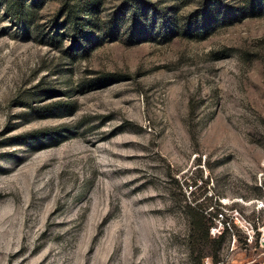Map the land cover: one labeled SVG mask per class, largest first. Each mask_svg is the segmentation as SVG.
I'll return each instance as SVG.
<instances>
[{
  "label": "rangeland",
  "instance_id": "rangeland-1",
  "mask_svg": "<svg viewBox=\"0 0 264 264\" xmlns=\"http://www.w3.org/2000/svg\"><path fill=\"white\" fill-rule=\"evenodd\" d=\"M20 2L0 0V264H264V8L100 0L73 28L84 0Z\"/></svg>",
  "mask_w": 264,
  "mask_h": 264
},
{
  "label": "trees",
  "instance_id": "trees-1",
  "mask_svg": "<svg viewBox=\"0 0 264 264\" xmlns=\"http://www.w3.org/2000/svg\"><path fill=\"white\" fill-rule=\"evenodd\" d=\"M60 1V10H62L63 6H66L68 1L69 0H59ZM73 1V0H71ZM135 3H137L138 0H133ZM100 2V0H84V4H83V7H80L78 8L77 10L72 11L70 12V15H71V18H70V23L72 24V27L75 28V26L77 25V18L79 16L80 13H82L83 15L85 13H89L90 11H92L94 9V7H96V5ZM249 8H252L254 7L255 5V8L256 7H259L260 9L263 7L264 8V0H249ZM21 3L23 4V2H20V0H16V5L13 6V12L16 13V16L18 17L20 15V18L22 21H25L26 20V17H28V14L25 15V13H27V11H23V8H22V5ZM203 7L207 4V0H202V3ZM216 5V3H215ZM23 6H25L23 4ZM134 6H137V5H134ZM245 6H242L241 8H234L235 11L239 12V10H242L244 9ZM26 8V7H24ZM69 8V7H68ZM67 9V8H66ZM146 7L142 8L141 9V14H142V17L144 18V21L147 20V14H146ZM23 12V13H22ZM69 11H67L68 13ZM232 13H234L233 11H231ZM133 14H137L136 13V10H133ZM86 15V14H85ZM154 15H152L151 17L149 16V18L151 19L149 21V23H152V19H153ZM135 18V17H133ZM65 19L68 20L67 18V14L65 15ZM76 19V20H75ZM163 19V18H162ZM86 23H90V20H88V18L85 19ZM163 21V20H162ZM86 25V24H84ZM112 73L108 72L107 74H103L101 77L102 79H107V80H110V79H114V78H111L112 76ZM109 77V78H107ZM188 207H190L189 205H187ZM192 208V207H190ZM195 215L196 216H190V219H191V225H194L196 227V229H199L201 231V238L204 240V241H208L210 240V236L207 232V229H208V223L206 222L205 220V215L204 213L201 212V210H199V212H195ZM193 217H196V220H198V222H194V219ZM222 232H224V230L221 231V233H219V235H217V237L219 238L218 240L221 239V237L223 236Z\"/></svg>",
  "mask_w": 264,
  "mask_h": 264
},
{
  "label": "built area",
  "instance_id": "built-area-1",
  "mask_svg": "<svg viewBox=\"0 0 264 264\" xmlns=\"http://www.w3.org/2000/svg\"><path fill=\"white\" fill-rule=\"evenodd\" d=\"M263 200H264V196H263V198H261V199L258 200V203H262ZM226 225H227V228H229V226H228L227 223H226ZM227 228L223 227V228H221V229L219 230L214 224H212V225H210V226L208 227V232H209L210 234H214L215 232H216L217 234H219V233H221V231H222L223 229H227ZM260 232H261L262 234H264V226L260 229ZM263 237H264V236H260V241H264Z\"/></svg>",
  "mask_w": 264,
  "mask_h": 264
}]
</instances>
